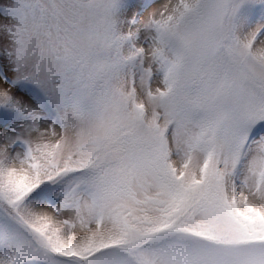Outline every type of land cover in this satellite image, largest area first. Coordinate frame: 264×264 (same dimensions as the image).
Here are the masks:
<instances>
[{
  "label": "snow or ice",
  "instance_id": "snow-or-ice-1",
  "mask_svg": "<svg viewBox=\"0 0 264 264\" xmlns=\"http://www.w3.org/2000/svg\"><path fill=\"white\" fill-rule=\"evenodd\" d=\"M0 264H264V0H0Z\"/></svg>",
  "mask_w": 264,
  "mask_h": 264
}]
</instances>
